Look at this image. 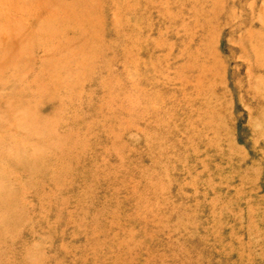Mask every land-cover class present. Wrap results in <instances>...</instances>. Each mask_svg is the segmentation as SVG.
Returning a JSON list of instances; mask_svg holds the SVG:
<instances>
[{
    "label": "rangeland",
    "instance_id": "rangeland-1",
    "mask_svg": "<svg viewBox=\"0 0 264 264\" xmlns=\"http://www.w3.org/2000/svg\"><path fill=\"white\" fill-rule=\"evenodd\" d=\"M0 264H264V0H0Z\"/></svg>",
    "mask_w": 264,
    "mask_h": 264
},
{
    "label": "bare ground",
    "instance_id": "bare-ground-1",
    "mask_svg": "<svg viewBox=\"0 0 264 264\" xmlns=\"http://www.w3.org/2000/svg\"><path fill=\"white\" fill-rule=\"evenodd\" d=\"M4 3H5V2H4ZM50 6H51V5H50ZM66 9H69V8L66 7ZM81 13H83V12H81ZM81 15H82V14H81ZM38 26H39V25H38ZM39 29H40V30H43V29H44V26H40ZM1 41H2V40H1ZM2 42H3V41H2ZM19 44H20V43H19ZM10 45H11V44H10ZM5 46H6V45H5ZM14 46H15V45H14ZM10 47H11V46H10ZM5 48H6V47H5ZM5 48H3V49L1 50V51H2L1 54H4L3 52H5V51L7 50V49L4 50ZM15 50H16V48H15ZM15 50H14V51H15ZM6 53H7V51H6ZM11 114H12V111H9V115H11ZM13 116H14V115H13ZM10 118H12V117H10Z\"/></svg>",
    "mask_w": 264,
    "mask_h": 264
}]
</instances>
